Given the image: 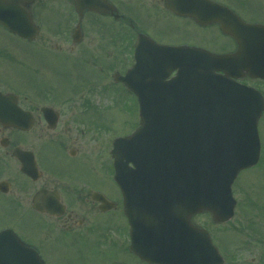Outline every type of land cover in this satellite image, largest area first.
Segmentation results:
<instances>
[{
    "label": "flooded vegetation",
    "instance_id": "af4514ba",
    "mask_svg": "<svg viewBox=\"0 0 264 264\" xmlns=\"http://www.w3.org/2000/svg\"><path fill=\"white\" fill-rule=\"evenodd\" d=\"M29 10L40 33L31 41L19 38L32 48L18 51L16 93L32 125L2 130L7 135L0 141V210L14 216L0 232L12 230L18 239H0V264L17 260L23 246L45 264H128L126 253L148 264L121 239L127 235L130 244L129 226L118 222L124 214L114 179L119 115L109 125L102 110L110 105L73 92L96 87L99 94L98 85L102 93L120 85L136 97L116 76L137 64L140 38L146 44L236 53L239 41L228 31L239 32L242 23L264 25V0H33ZM43 35L54 39L53 49L39 43ZM24 53L33 62L23 61ZM8 54L0 47V67L13 64ZM1 80L0 90L15 92L13 85L3 89ZM251 81L264 84L246 74L239 79ZM38 195L51 213L34 208ZM26 213L33 219L27 221ZM226 257L224 264L240 261L237 254Z\"/></svg>",
    "mask_w": 264,
    "mask_h": 264
},
{
    "label": "water",
    "instance_id": "95a60500",
    "mask_svg": "<svg viewBox=\"0 0 264 264\" xmlns=\"http://www.w3.org/2000/svg\"><path fill=\"white\" fill-rule=\"evenodd\" d=\"M31 2L0 0V23L34 39L39 28L30 14ZM239 30L235 54L156 47L155 66L138 63L120 77L138 95L141 122L132 136L115 142L116 181L136 240L147 239V246L132 251L150 264L223 263L209 232L193 225L191 217L208 211L218 222L232 218V185L260 158L264 97L230 77L247 72L264 78V26ZM175 70L177 75L167 79ZM20 113L17 96L0 92L1 125L19 127ZM28 117L24 113V128L30 126ZM35 207L46 206L36 201ZM17 263L44 264L31 251Z\"/></svg>",
    "mask_w": 264,
    "mask_h": 264
},
{
    "label": "rangeland",
    "instance_id": "374dc122",
    "mask_svg": "<svg viewBox=\"0 0 264 264\" xmlns=\"http://www.w3.org/2000/svg\"><path fill=\"white\" fill-rule=\"evenodd\" d=\"M38 41L42 46L47 45V49H53L52 46H54V39L49 42L46 36L43 35ZM0 47L6 48L9 52L8 56L10 58L8 61L13 62V64L9 62L0 67V74H2L0 75L2 79V88L6 89L5 85H13L15 93H18L16 88L17 83L19 82L17 57L18 61L19 58L21 59V56L18 55V51L25 50V52H28L32 48V44H24L19 38L9 34L0 27ZM23 55V61L28 63L33 62L30 53H24ZM95 70L96 67H93L94 72ZM104 75H106L104 82L107 83L109 81L107 78V69L104 70ZM80 85L81 84H79V86ZM253 85L264 90V84L260 81H255ZM100 87L101 85H98L99 94L96 93V87L93 92L91 89H87L83 92L73 93L84 94V97H94L95 102L98 101L97 103L103 107L110 105L109 107H106L105 112L102 110L105 114V119H108L107 121L110 120L109 125H112V120L115 118V114L116 118L119 115L120 133H129L136 120V106L134 99H132L134 97L130 98L131 96H129L128 92L124 91L123 87L120 85L110 86L109 92L106 91L104 93L100 91ZM79 90L80 88L78 91ZM259 128L263 144L261 161L255 167L242 172L234 183L233 191L238 200L236 216L234 219L230 221L229 224L223 225V227L217 226L212 221L211 215L208 213L198 214L194 219L197 223L204 225V227L210 230L214 243L225 258L230 254L239 255V262L229 261L226 264H264V114L260 120ZM1 129L0 126V141L5 135H7V133H2ZM10 212L11 211L8 209L0 210V226L12 222V216H14V214ZM121 215L123 216L122 212ZM33 217V214H25V219L27 221L32 220ZM118 222H122V225H125V217L123 216V220L120 219ZM236 228H238L237 231ZM121 239H124L125 243H128L129 245L127 235L121 234ZM125 256V260L128 264H139L131 255L129 256L126 253ZM262 256L263 260L260 263ZM227 259L229 260V258Z\"/></svg>",
    "mask_w": 264,
    "mask_h": 264
}]
</instances>
